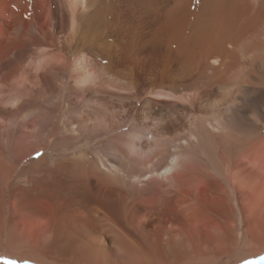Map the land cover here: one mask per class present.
Here are the masks:
<instances>
[{"label": "bare ground", "instance_id": "obj_1", "mask_svg": "<svg viewBox=\"0 0 264 264\" xmlns=\"http://www.w3.org/2000/svg\"><path fill=\"white\" fill-rule=\"evenodd\" d=\"M160 5L163 11L159 10ZM182 5L181 0H0V111L14 107L17 112L32 99L47 93L54 95V92L68 91L73 101L87 90L90 93L98 91L108 76V69L105 66L98 67L84 51L93 45L112 59L113 64L109 67L114 68L113 71L121 80L125 79L124 69L113 55L116 47L109 41L114 39L117 42L122 28L129 26L132 20L137 27L149 23L152 25L146 36L135 42L141 44L147 41L152 46L163 44L165 49L162 57L171 65L174 64L159 74L162 86L164 82L171 87L177 83L184 84L187 78L192 79L194 76L205 78L207 71L210 75L206 83L209 86H222L217 96L219 100L209 102L202 108L211 115L208 124L215 131V140L208 143L202 137H195L193 142L200 152L193 164L177 152L165 153L166 148L164 153L155 154L157 136L141 127L140 131L119 142V149L115 148L112 153L117 160H125L130 166L129 170L106 160L105 163L99 161L103 168L91 164L89 170L82 167L78 173L75 172L78 184L90 187L92 202L97 209L89 210L97 213V216L93 219L83 217V207H80L83 205L78 203V208L73 206L76 210L71 215L57 218V223L63 224L62 235L65 236L60 240L63 243L58 257L61 264H69L76 257L81 263L87 264H184L188 257L180 238L184 225L178 222V212L184 219L185 214L181 210L186 212L191 205L200 206L203 200L227 202L239 212L241 195L234 183L240 173H247L251 177L250 185L262 190L261 201L264 204V156L253 154L252 150L257 147L255 143L249 142L242 148L232 135L218 127L221 120H232L237 116L238 101L251 97H241L244 94L239 89H233L234 85L246 77L264 82V0H203L200 8L204 13L195 16L194 22L187 19L186 12L180 8ZM89 8L91 10L85 13ZM159 21L160 25L153 27ZM128 33L132 38V31ZM135 35L134 32L133 37H140ZM55 79L60 81L59 86H54ZM150 82L153 88L155 80ZM191 86H184L186 90L183 89L184 92L179 94L182 101L195 103L204 93L201 90L208 87L200 89L202 83L198 85L200 88ZM163 88H156L155 92L149 90L148 95L173 99L178 96L176 92H166ZM93 99L87 101L92 109L86 103L74 117L76 121L71 125L75 131L89 129L107 132L114 125L105 103L101 99ZM261 102H264V95L256 104ZM6 122L0 114V128ZM158 124L152 125L153 129ZM201 129L211 133L205 125ZM145 133L150 136L148 145L142 141ZM183 143L191 145L188 140ZM181 144L180 147L184 148ZM117 154L122 159H118ZM80 160L82 163L84 159ZM176 205H183V208L180 207L178 211ZM99 210L101 215L98 214ZM102 224L113 232V236L106 237L105 232H101L103 226L99 231ZM54 231L57 235L60 230L55 227ZM212 233L208 241L201 242L202 253L206 256L211 249L218 254L224 250L222 229L218 223L213 225ZM47 238L52 241L53 235ZM15 245L11 253L23 259L29 252L38 260L45 255L46 264L56 262L47 260L50 253L56 252L54 243L53 249L49 245L45 252H34L27 247L23 251L20 247L25 244ZM72 245L78 249L71 248L69 251Z\"/></svg>", "mask_w": 264, "mask_h": 264}, {"label": "rangeland", "instance_id": "obj_2", "mask_svg": "<svg viewBox=\"0 0 264 264\" xmlns=\"http://www.w3.org/2000/svg\"><path fill=\"white\" fill-rule=\"evenodd\" d=\"M202 1L181 0L183 5L180 8L186 12L187 19L191 22H194L195 16L204 13L200 8ZM88 10L91 9H87L85 13ZM159 10L163 11L161 5ZM122 16L120 17L121 19ZM126 16H129V14H126ZM159 23L160 21L153 27L159 26ZM129 24V26L121 27V37L117 40L118 43L114 42V39H111L112 42L109 41L111 45L114 44L116 47L113 55L117 57L119 66L124 69L127 82L125 79L121 80L119 75H116L113 67H109V65L113 64L112 59L102 54L93 45L87 47L84 51L88 53L98 67L105 66L108 69L107 73L109 76L105 77L104 83L97 89L98 91L90 93L87 90L81 97H77L73 101L69 98L68 91L62 93L54 92V95L47 93L36 97V101L32 99L27 105H23L19 110L17 109V112L14 107H7L4 111H0L2 117L7 120V124L0 128V211H2L0 214V264H46L44 261L45 255L42 257L39 253V256H41L39 260L34 254H29V252H27L26 257L23 255L25 259L11 253L13 245L18 243L20 245L21 243L25 244L22 245L24 247H20L21 249L23 248V251L27 247L34 252H45L49 245L53 249L54 243L56 252L50 253L51 256L49 255L47 260L50 259L49 261H56L61 264L58 257L61 254L60 252H62L63 243L60 240L65 236L62 235L63 224H58L57 218L68 214L71 215L70 213H73L78 208V203L83 205L80 206L83 207L81 209L84 214L83 217L93 219L94 216H97V213L89 210L95 209L96 211L97 209L92 202L94 200L90 187L86 184V181V187L79 185L75 179V172L78 173L82 167L89 170L91 164L101 168L100 162L105 163L106 160L129 170L130 166L127 162L125 160H117L112 156V153L115 148L119 149L123 140L125 141L131 134L140 131L141 127L147 128L149 132L157 136L158 148L156 147L155 154L164 153L167 149L165 153L177 152L182 157L190 159L191 164L198 160L200 152V148L193 142L195 137H202L208 143L215 140V136H213L215 131H212L208 124V119L211 115L207 114L208 112L202 108L205 105L207 106L209 102L219 100V87L222 86L216 84L209 86L206 83L210 75L208 71V75L205 78L204 76H194L192 79L187 78L188 80L186 79L184 84L177 83L174 87H171L167 82H164L165 86H162L159 81V74L174 65H171L170 62H167L162 57L165 49L164 45L157 43L156 46H152L147 41H143L141 44L135 42L142 39L143 35L146 36L148 28L152 25L149 23L143 27H137L136 22H133V20ZM129 31H132V38H130ZM134 32L136 33L135 36L138 35L140 37H133ZM131 41H134V43ZM29 55L31 54L29 53ZM113 59L116 58L113 57ZM206 78L207 80L205 81ZM153 80H155L154 85H152L153 88L155 87L154 89L151 88L150 82ZM242 80L237 83L238 86L234 85V88H232L235 90L239 89V92L244 94L243 96L239 95L241 97L248 96L249 98L251 96V100L242 101L239 98L241 101L237 103V116L232 120H221L218 127L219 129L223 128L226 133L232 135L242 148H245L244 146L249 142L255 143L257 147L252 150L253 154L264 156V102L259 103V105L256 104V101L260 100V97L264 95V82L261 83L256 79L247 77ZM58 81L57 79L54 80V86L61 84ZM149 82L150 84H148ZM201 83L202 86L200 88L198 85ZM189 84H192V88L199 87L200 89L208 86L206 89L201 90L204 93H201V98L199 97L195 103H188L187 100L182 101V98H179V94L184 92L183 89ZM146 86H148L147 89ZM163 87L166 92L170 90L171 92H176L178 98L175 95V99L173 97L155 98L148 95L149 90L155 92L157 91L156 88L161 89ZM207 98L210 99L208 100ZM89 99H101L109 109L110 112L108 113L113 117L114 127L112 126L107 132L106 130L95 132L89 131V129L83 131L78 129L79 131H75V128L71 125V123L76 121L74 117L77 116L80 107L82 105L86 106L85 104L88 103ZM83 101L86 102L84 103ZM88 106L91 107L89 103ZM90 107L89 109H92ZM156 123L159 124L156 129H153ZM216 123L218 122L213 124ZM204 125L211 133L201 129ZM153 130L158 131V133ZM142 136L143 144L148 145L150 136L147 133ZM192 137L193 140H191ZM184 140H188L191 145L186 146L183 143ZM179 143H182L181 145L184 148H181ZM37 146H40V148ZM32 148H35L33 149L34 151L30 150ZM195 148L199 150L197 151ZM195 151L197 154H195ZM119 156L118 159L120 158ZM80 158L84 159L82 163L79 162L81 161ZM238 175L234 184L241 195L238 205L239 212L232 209L234 206L231 207V204L227 202L203 200L200 206L191 205L186 212L181 210L185 214L183 219L179 211L180 207L181 209L183 208V205H176V209L180 212L177 214L178 222H182L184 225V232L180 235L187 250L186 257H188V260L186 259L188 263L186 261L184 264H264V208H262L264 204L261 201L262 190L258 189L257 186L252 187L250 185L251 177L247 173ZM84 188L89 191L87 189L84 190ZM85 209L88 210L84 211ZM100 212L99 210V215H101ZM54 218H56V221ZM238 220H241L242 223ZM54 221L55 223L52 224ZM7 222L8 224H6ZM216 223L222 229L221 241L224 250L218 254L217 251L211 249L207 258L206 254L202 253L201 242L209 240L213 225ZM53 225L58 228V231L60 230L59 235L54 234L55 227ZM108 229L107 226L102 224L99 231L105 232L104 235L106 237L113 236V232ZM50 234L53 235L52 241L47 238ZM12 236L13 239L11 238ZM144 238L146 240L149 239L148 237ZM1 246L4 247L2 248ZM72 246L69 251L78 249L76 245ZM163 251L164 254L165 250L163 249ZM69 258L75 257L69 256ZM75 259V261L71 259L69 264H87V262L81 263L78 257Z\"/></svg>", "mask_w": 264, "mask_h": 264}]
</instances>
